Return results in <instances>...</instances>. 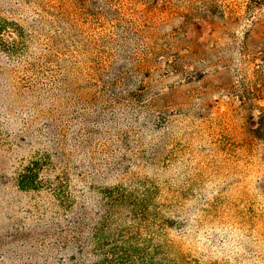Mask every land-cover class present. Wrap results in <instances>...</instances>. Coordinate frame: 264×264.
<instances>
[{"label": "rangeland", "instance_id": "1", "mask_svg": "<svg viewBox=\"0 0 264 264\" xmlns=\"http://www.w3.org/2000/svg\"><path fill=\"white\" fill-rule=\"evenodd\" d=\"M0 19L29 47H0V264H101L123 235L116 264H264V0H0Z\"/></svg>", "mask_w": 264, "mask_h": 264}, {"label": "trees", "instance_id": "2", "mask_svg": "<svg viewBox=\"0 0 264 264\" xmlns=\"http://www.w3.org/2000/svg\"><path fill=\"white\" fill-rule=\"evenodd\" d=\"M11 36L13 34L17 35L18 39L14 40L13 42H9L5 40L4 36L5 35ZM28 34L25 30L24 27L16 23L15 21H9L7 19H0V47L3 49L5 52L9 53L12 56L15 57H20L26 50L28 49ZM260 123L259 125L264 128V115L260 117ZM39 165V162H32L30 167H27V169L24 171L22 175H20L19 178V187L22 190H29V189H35L39 185L38 180H37V175L38 169L36 166ZM122 196V190L121 189H113V190H108V193L106 194V201H111V208H114L115 205L117 204L118 198ZM114 211V209H113ZM108 232L107 230H97V240L101 242L102 240H105L108 238ZM107 236V237H106ZM126 236L123 235V238L125 241L124 244L125 246L122 247H115L112 250V255H106L104 257L103 263L101 264H116L115 262L116 258L119 256V252L121 249H131L133 253H135V249L133 247L135 241L132 238L131 241L127 240L125 238ZM104 252V251H101ZM82 253H84V249H82ZM135 255V257L132 256L130 253H126V257L130 258L131 261L129 263L131 264H137L140 260L141 256Z\"/></svg>", "mask_w": 264, "mask_h": 264}]
</instances>
